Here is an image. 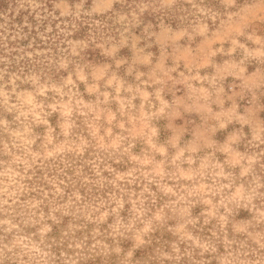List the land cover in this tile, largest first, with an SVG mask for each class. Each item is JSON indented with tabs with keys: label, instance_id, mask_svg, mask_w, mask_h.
<instances>
[{
	"label": "rangeland",
	"instance_id": "obj_1",
	"mask_svg": "<svg viewBox=\"0 0 264 264\" xmlns=\"http://www.w3.org/2000/svg\"><path fill=\"white\" fill-rule=\"evenodd\" d=\"M125 1H54L0 72V264H264V0Z\"/></svg>",
	"mask_w": 264,
	"mask_h": 264
},
{
	"label": "trees",
	"instance_id": "obj_2",
	"mask_svg": "<svg viewBox=\"0 0 264 264\" xmlns=\"http://www.w3.org/2000/svg\"><path fill=\"white\" fill-rule=\"evenodd\" d=\"M54 1L56 0H40L41 6L32 8L29 2H22V0H0V72L4 69L6 72L5 77L11 72L25 74L32 69L45 66L44 63H47L43 62L45 55L34 51L37 48L46 46L56 49L57 38L55 34H57L58 29L54 28L51 32H46L45 28L49 20L54 23L57 21L48 17L39 18L38 14L42 15L47 10H51ZM134 1L126 0L123 4H117L116 6H119L121 10L130 11L136 7ZM163 12L160 10L156 13L150 11L140 12L137 18L140 25L136 28L140 30V26L148 22L158 24L161 19L172 24L178 23L177 18H174L173 15L161 16ZM111 14L110 12L94 18L85 17L76 20L75 25L70 27L73 29L72 35L89 37L92 35L91 33H94L96 35L95 39L98 41L103 35L114 33V27L109 17ZM40 31L46 32L47 38H41ZM60 37L61 34H58V38ZM92 45L94 46V44ZM29 51L33 52V56L27 55Z\"/></svg>",
	"mask_w": 264,
	"mask_h": 264
}]
</instances>
